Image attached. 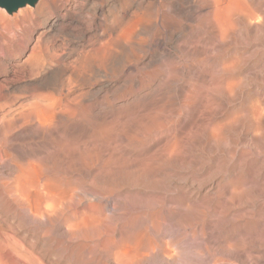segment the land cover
<instances>
[{
	"label": "rangeland",
	"instance_id": "rangeland-1",
	"mask_svg": "<svg viewBox=\"0 0 264 264\" xmlns=\"http://www.w3.org/2000/svg\"><path fill=\"white\" fill-rule=\"evenodd\" d=\"M225 1L0 8V264H214L220 247L217 264H264V0H245L247 8L224 18L231 27L216 21ZM21 130L29 136L18 137ZM57 130L76 163L86 164L65 162L54 185L37 181L23 162L37 154L52 165L51 149L45 155L31 138ZM26 180L38 188L25 192ZM39 189L64 201L47 203V217L55 209L64 217L58 211L53 223L35 214ZM227 242L232 248L221 253Z\"/></svg>",
	"mask_w": 264,
	"mask_h": 264
},
{
	"label": "bare ground",
	"instance_id": "bare-ground-1",
	"mask_svg": "<svg viewBox=\"0 0 264 264\" xmlns=\"http://www.w3.org/2000/svg\"><path fill=\"white\" fill-rule=\"evenodd\" d=\"M220 1H221V0H220ZM223 1H224V0H223ZM218 2H219V1H218ZM225 2H226V5H225L224 2H223V4L225 5V8H224V11H222V15H223L224 17L222 18L221 15H220V13H218V15L216 14V16H219V17L221 18V19L216 20L218 23L221 22V21H219V20H225L224 18H226L227 21H228L229 17H231V16L233 15V13H234V12L232 13V11L235 10L236 8L238 9V7H240V8H242V7H243V8H244V7L247 8V7H248V5H246L247 2H246L245 0H226ZM215 4H217V1L215 2ZM223 4H222V5H223ZM224 5H223V6H224ZM215 6H216V5H215ZM218 6H219V4H218L216 7H217L218 9H220V6H221V5H220L219 7H218ZM240 8H239V9H240ZM1 9H2V8H1ZM218 9H217V10H218ZM222 9H223V8H222ZM2 10H3V9H2ZM220 10H221V9H220ZM220 10H219V12H220ZM242 10H243V9H241L240 11H242ZM244 10H245V9H244ZM246 10H247L246 12H248V13L250 14V10H248V9H246ZM240 11H238V12H240ZM215 12H216V8H215ZM217 12H218V11H217ZM217 12H216V13H217ZM230 15H231V16H230ZM252 15H253V13H252ZM250 16H251V15H250ZM253 16H254V15H253ZM29 17H30V14H26V15L23 17V19H24V20H27ZM219 17H218V18H219ZM246 18H248V17H246ZM216 19H217V18H216ZM231 19H232V18H231ZM249 19H250V18H249ZM252 19H253V18H252ZM229 20H230V19H229ZM230 22H231V21H230ZM230 22H228V23H229V24H228V23L226 22V20H225L224 23L228 24L229 27H231V26H230V24H231ZM222 23H223V21H222ZM224 23H223L222 25H225ZM220 25H221V24H219V26H220ZM228 25H226L227 28H228ZM231 25H232V24H231ZM221 27H222V26H220V29H221ZM223 27H224V26H223ZM225 29H226V28H225ZM221 30H222V29H221ZM223 30H224V28H223ZM222 32H223V31H222ZM226 32H227V30H225L224 34H225ZM2 118H3V117H2ZM5 118L7 119V117H5ZM41 118H42V117H41ZM44 118H45V117H44ZM44 118H43V119H44ZM10 119H11V118H10ZM10 119H9L8 121H10ZM26 119L28 120L27 117H26ZM46 119H47V118H46ZM46 119H44V120H46ZM49 119H50V118L48 117V121H49ZM2 120H3V119H2ZM40 120H42V119H40ZM44 120H42L43 124L46 123V121H45V123H44ZM8 121H7V122H8ZM11 121H12V120H11ZM11 121H10V122H11ZM2 123H3V122H2ZM2 123H1V124H2ZM49 123H53V120H52L51 122H49ZM29 124H30V123H29ZM39 124H40V123H39ZM46 124H48V122H47ZM57 124H58V123H57ZM41 125H42V124H40V126H41ZM48 125H49V127H50V124H48ZM48 125H47V128H48ZM51 125H52V124H51ZM54 125H56V123H55ZM58 125H59V124H58ZM58 125H57V127H56V126H54V127L59 128ZM23 126H24V128H26V129L29 128V127H28V128L25 127V125H23ZM29 126H30V125H29ZM38 126H39V125H38ZM43 126H44V125H43ZM52 126H53V125H52ZM30 127H31V126H30ZM32 127H33V126H32ZM36 127H37V126H36ZM41 127H42V126H41ZM76 127H77V126H76ZM33 128H34V127H33ZM44 128H45V126H44ZM56 128H55V130H56ZM1 129H2V127H1ZM1 129H0V131H1ZM30 129H32V128H30ZM42 129H43V127H42ZM53 129H54V128H53ZM32 130L35 131V129H32ZM58 130H59V129H58ZM58 130L55 131V132H53V133H55V134H54L51 138H48L47 140H44V139L42 138L43 140L38 139L39 141H37L35 138H33V137L31 138L32 141H34L36 144H37V142L40 144V145H39V146H40L39 148L42 150V152H45L46 150H48V149L50 148V149H51V155H52V157H53V164L50 165V163H51L52 161H49V160H52V159H49V158H48V159H49V160H48V161H49V164H47V162L44 160V159H46V158L44 157V155H43V157H40L39 159H36V158H37V154L34 155L35 158H32V156H29V155L27 156V155H26V156H27L26 161L23 162V163H26V165H25V164H23V165H24V166H27V167H24V166H23V167H24V168H28V167H30V169H31V167H33V168H34V170H33V171H34V175H32V173H33L32 171H31V172H28V173H29V174L31 173V176L36 177L37 181H39V182H40V180H42V179H44V180H50V179H52V180H53V179H55V178H59V177H61V175H62V171H64V169H65V167H63V165L65 164V162L68 163L69 166L73 168V166H75L76 160L78 159V158L76 159V157L74 156V154L70 153L69 150H70L71 147H70V148L68 147V150L66 149V150L69 152V153L67 152L68 155H66L67 153L64 154V151H66V150H65V145H62V144H61V143H62V142H61V139H60L61 137L59 136L60 134H59V131H58ZM22 131H23V130H21V131H19L18 133H16L17 136H18L19 133L22 132ZM3 132H4V131L2 130V132H1L2 136H3ZM42 132H43V131H42ZM60 132H61V131H60ZM6 133L8 134V132H6ZM31 133H33V132H31ZM34 133H36V135L40 134V133L37 134L36 131H35ZM7 134H4L3 137L6 138L5 135H7ZM62 134H63L62 136H64V133H62ZM13 135H14V134H13ZM13 135L10 136V139H11V137H12ZM31 135H32V134H31ZM40 135H41V134H40ZM44 135H45V139H46V134H44ZM49 135H50V133H49ZM21 136H23V135H21ZM21 136H18V137H21ZM28 136H29V135H28ZM28 136H26V137H28ZM42 136H43V135H42ZM42 136H40V138H41ZM47 136H48V135H47ZM67 136L69 137V135H67ZM75 136H76V135H75ZM3 137H2V138H3ZM7 137H8V135H7ZM18 137H15V139L18 138ZM23 137H24V136H23ZM26 137H24V139H25ZM38 137H39V136H38ZM65 137H66V136H65ZM65 137H64V139H65ZM68 137H66V138H68ZM5 138H4V140L7 141L8 138H7V140H6ZM29 138H30V137H29ZM10 139H9L8 141H10ZM31 139H29V140H31ZM64 139H63V140H64ZM11 140H12V139H11ZM27 140H28V139H27ZM68 140H69V139H68ZM32 141H31V142H32ZM64 141H65V140H64ZM66 141H67V139H66ZM66 141H65V142H66ZM12 142H13V141H12ZM27 142H28V141H27ZM29 142H30V141H29ZM65 142H64V143H65ZM4 143H5V142H4ZM10 143H11V142H10ZM24 143H26V142H23V144H24ZM35 143H33V144H35ZM66 143H67V142H66ZM8 144H9V142H8ZM28 144H29V143H28ZM6 145H7V144H6ZM6 145L3 144V146H5V147H6ZM9 145H10V144H9ZM17 145H18V144H17ZM26 145H27V144H26ZM30 145H32V144H30ZM72 145H73V144H72ZM119 145H120V144H119ZM3 146H2V147H3ZM12 146H13V144H11V147H12ZM21 146H22V145H21ZM23 146H25V145H23ZM23 146H22V148H23ZM62 146H64V147L62 148ZM9 147H10V146H9ZM15 147H17V146H15ZM18 147H19V145H18ZM27 147H28V145H27ZM27 147H26V148H27ZM66 147H67V145H66ZM113 147H114V146H113ZM20 148H21V147H20ZM22 148H21V149H22ZM33 148H34V146H33ZM61 148H62L64 151H62ZM0 149H2V148H0ZM6 149H7V151H8V147H6L5 150H6ZM13 149L15 150V148H13ZM21 149L19 150V152H21ZM29 149H30V147H28L26 150L29 151ZM31 149H32V147H31ZM35 149H37V148L35 147ZM77 149H78V148H77ZM5 150H4V151H5ZM74 150H75V149L73 148V151H74ZM16 151H18V150H16ZM73 151H72V152H73ZM9 152H11V151H9ZM29 152H30V151H29ZM29 152H26V151H25L26 154L29 153ZM31 152H32V151H31ZM75 152H76V151H75ZM81 152H82V151H80V153H81ZM1 153H2V152H1ZM6 153H7V152L5 151L4 156H5ZM25 153H24V154H25ZM40 153H41V151H40ZM47 153H48V151H46V153H44V154L46 155ZM73 153H74V152H73ZM77 153H78V151H77ZM80 153H79V154H80ZM83 153H84V152H83ZM10 154H11V153H9L8 155H10ZM30 154H31V153H30ZM49 154H50V151H49ZM49 154H47V155H49ZM86 154H88V153H86ZM86 154H83V155L85 156ZM1 155H2V154H1ZM8 155H7V156H8ZM19 155H20V154H19ZM83 155H82V156H83ZM20 156H21V155H20ZM79 156H81V154H80ZM84 156H83V157H84ZM87 156H88V155H87ZM1 157H2V156H1ZM1 157H0V158H1ZM11 157H12V156H11ZM21 157H22V156H21ZM83 157H82V158L80 157V159H81L82 161H83ZM22 158H23V157H22ZM43 158H44V159H43ZM85 158H87V157H85ZM90 158H92V157H90ZM121 158H122V157H121ZM34 159H36V160H34ZM11 160H12V159H11ZM13 160H14V158H13ZM19 160H20V157H19ZM37 160L40 161V164L37 162ZM109 160H110V159H109ZM23 161H24V160H23ZM87 161H89V159H88ZM14 162H15V161H14ZM16 162H17V161H16ZM78 162L81 163V161H78ZM78 162H77V163H78ZM85 162H86V161H85ZM89 162H90V161H89ZM89 162H88V164H90V163L92 164V162H90V163H89ZM36 163H38L39 165H38V164L36 165ZM77 163H76V164H77ZM79 163H78V165H79ZM82 163H83V162H82ZM82 163H81V164H82ZM93 163H94V161H93ZM19 164H20V163H19ZM85 164H86V163H84V164H82V165H85ZM91 164H90V165H91ZM110 164H111V163H110ZM82 165H81V166H82ZM19 166H20V165H19ZM19 166H18V167H19ZM21 166H22V165H21ZM86 166H87L88 169H89V166H88V165H86ZM14 167H15V166H14ZM78 167H80V166H78ZM90 167H91V166H90ZM108 167H109V166H108ZM83 168H84V170H85V167H83ZM17 169H19V168H17ZM20 169H21V167H20ZM75 169H76V168H75ZM78 169H80V168H77V171H78ZM88 169H87V170H88ZM91 169H92V167H91ZM25 170H26V169H25ZM25 170L23 171V168H22V171H23V172H26V175L30 176L29 174H27V171H28V170H26V171H25ZM69 170H72V169L70 168ZM81 170H82V169H81ZM102 170H103V169H102ZM109 170H110V169H109ZM17 171H19V170H17ZM22 171H19V172H22ZM65 171L68 172V170H65ZM77 171H76V172H77ZM88 171H89V170H88ZM82 172H83V170H82L80 173L82 174ZM84 172H85V171H84ZM84 172H83V173H84ZM110 172H111V171H110ZM110 172H109V175H110ZM17 173H18V172H17ZM85 173H86V172H85ZM87 173H88V172H87ZM92 173H93V171H92ZM95 173H96V172H95ZM18 174H20V173H18ZM93 174H94V173H93ZM111 174H112V173H111ZM113 174H114V173H113ZM23 175H25V173H24ZM63 175H68V174L63 173ZM70 175H73V173H72V174L70 173ZM70 175H68V177H69ZM85 175H86V174H85ZM85 175H84V176H85ZM107 175H108V174H107ZM109 175H108V176H109ZM16 176H17V175H16ZM77 176H78V175H77ZM81 176H83V175H81ZM81 176H80V177H81ZM84 176H83V178L86 180L87 177H86V176L84 177ZM87 176H88V174H87ZM103 176H104V175H103ZM103 176H102V177H103ZM64 177H67V176H64ZM75 177H76V176H75ZM89 177H90V176H89ZM97 177H98V175H97ZM104 177H105V176H104ZM106 177H107V176H106ZM109 177H111V176H109ZM8 178H9V177H8ZM13 178L16 179L17 177H13ZM18 178H20V177H18ZM22 178H23V177H22ZM22 178H21V180L19 181V182H20V184H19L20 187H21V185H22V184H21V183H22ZM24 178H25V177H24ZM24 178H23V179H24ZM28 178H29V179H32L33 177H31V178L28 177ZM28 178H27V176H26L25 179H28ZM62 178H63V176H62ZM78 178H79V177H78ZM10 179H11V178H10ZM10 179H9V180H10ZM15 179H13V181H14ZM25 179H24V180H25ZM69 179H70V177H69ZM80 179H81V178H80ZM98 179H99V178H98ZM5 180H6V182H8L7 179H5ZM18 180H19V179H18ZM24 180H23V181H24ZM32 180H33V179H32ZM32 180H31V181H32ZM34 180H35V179H34ZM52 180H50V181H52ZM55 180H56V179H55ZM55 180L52 181V182H55ZM78 180H79V179H78ZM88 180H89V179H88ZM91 180H92V179H91ZM91 180H90V181H91ZM109 180H110V178H109ZM13 181H12V183H13ZM31 181H30V182H31ZM60 181H62V179H61ZM66 181H67V180H66ZM68 181H69V180H68ZM73 181H74V180H73ZM83 181H84V180H82V181H81L82 183H80V184L85 183V181H84V182H83ZM98 181H99V180H98ZM3 182H4V180H3ZM28 182H29V180H28ZM28 182H27V180H26V183L24 182V183H25V184H24V187L22 186V187L24 188V191H25V192H29V189L32 188V186L30 187V185H29ZM35 182H36V181H35ZM35 182H33V183H35ZM43 182H44V181H43ZM46 182H47V181H46ZM52 182H51V183H52ZM70 182H71V181H70ZM70 182H69V183H70ZM78 182H79V181H77V183H78ZM86 182H87V181H86ZM100 182H101V180H100ZM107 182H108V181H107ZM113 182H114V181H113ZM10 183H11V182H10ZM36 183H38V182H36ZM47 183H48V182H47ZM51 183H50V184H51ZM58 183H59V182H58ZM66 183H67V182H66ZM66 183H65V180H64V183H63V184H66ZM69 183H67V184L69 185V188H71ZM71 183H72L71 185H72V187H73V182H71ZM101 183H102V182H101ZM1 184H2V183H1ZM7 184H8V183H7ZM14 184H17V181H16ZM14 184H13V185H14ZM31 184H32V183H31ZM48 184H49V183H48ZM56 184H57V180H56V182H55L54 185H56ZM60 184H61V183H59V185H60ZM104 184H105V183H104ZM109 184H110V183H109ZM9 185H11V184H9ZM19 185L17 184V186H16V185H15V186L18 188ZM42 185H43V184H41V186H42ZM44 185H45V184H44ZM46 185H47V184H46ZM75 185H76V184H75ZM92 185H93V184H92ZM117 185H118V184H117ZM119 185H120V183H119ZM0 186H1V185H0ZM5 186H6V184H5ZM36 186H37V185H36ZM38 186L41 187V186L39 185V183H38ZM48 186H49V185H48ZM48 186H47V188H48ZM52 186H53V185H52ZM63 186H64V185H63ZM79 186H80V185H79ZM90 186H91V184H90ZM106 186H107V185H106ZM6 187H7V186H6ZM6 187H5V190L7 189V191L9 192V191H10V190L8 189L9 186H8L7 188H6ZM11 187H12V185H11ZM29 187H30V188H29ZM42 187H43V186H42ZM50 187H51V185H50ZM55 187H56V186H55ZM55 187H54L53 189H54L55 191L58 192V190H56ZM60 187H62V186L60 185ZM60 187H58V188H60ZM65 187H66V185L64 186V188H65ZM74 187H75V186H74ZM76 187H77V185H76ZM92 187H93V186H92ZM92 187H91V188H92ZM9 188H10V187H9ZM23 188H22V189H23ZM34 188H35V187H34ZM34 188H32V189H34ZM37 188H38V187H37ZM37 188H35V189H37ZM62 188H63V187H62ZM62 188H61V189H62ZM69 188H68V190H69ZM77 188H78V187H77ZM80 188H81V187H80ZM82 188H83V187H82ZM89 188H90V187H89ZM115 188H116V186H115ZM12 189H13V188H12ZM12 189H11V190H12ZM19 189H20V188H19ZM32 189L30 190V193H31ZM43 189H44V188H43ZM43 189H42V191H44ZM50 189H51V188H50ZM61 189H60V190H61ZM0 190H1V189H0ZM51 190H52V189H51ZM51 190H50V191H51ZM54 190H53V191H54ZM62 190H63V189H62ZM62 190H61V191H62ZM71 190H72V188H71ZM90 190H91V189H90ZM2 191H3V190H2ZM7 191H5V192H7ZM42 191H41V189L37 190V198H36L35 203H34V205H33V209H34V211H35V214H36V213H37V214H42V213L46 212V211H45V207H48L47 209H48V210H51V208H49V205H50V204H54V203H55V205H56V202H57V207H58V201H59V200H60V202L63 201L61 198H60L59 200L56 199V200H57V201H56L55 198H54V196L52 195V194H54V193L47 192L48 189H46V192H47V193H45V191H44V193H43ZM63 191H64V190H63ZM63 191H62V192H63ZM72 191H73V190H72ZM76 191H78V190H76ZM86 191H87V190H86ZM122 191H123V190H122ZM3 192H4V191H3ZM19 192H20V191H19ZM21 192H23V190H21ZM25 192H23V193H25ZM33 192L36 193V190H34ZM74 192H75V190H74ZM58 193H60V192H58ZM63 193H64V192H63ZM68 193H69V195L72 194V197L74 198V200H75V198L78 197V196H77V197H74V196H73L74 193H70V192H68ZM75 193H76V192H75ZM26 195H28V193H26ZM33 195H34V194H33ZM55 195H56V194H55ZM61 195H62V194H61ZM66 195H67V194H66ZM66 195L64 194V196H66ZM23 196H25V195L23 194ZM29 196H31V195H29ZM62 196H63V195H62ZM62 196H61V197H62ZM64 196H63V197H64ZM67 196H68V195H67ZM67 196H66V197H67ZM70 196H71V195H70ZM75 196H76V195H75ZM57 197H59V196L57 195ZM63 197H62V198H63ZM66 197H65V199H66ZM68 197H69V196H68ZM25 198H27V196H26ZM80 198H82V197H80ZM27 199H28V198H27ZM31 199H33V197H31ZM63 199H64V198H63ZM71 199H72V198H71ZM86 199H87V198H86ZM116 199H118V198H116ZM61 200H62V201H61ZM68 200L70 201V198H68ZM74 200H71V201H74ZM77 200H78V199H77ZM79 200H80V199H79ZM79 200H78V201H79ZM121 200H122V199H121ZM26 201H27V202H30V200H26ZM32 201H33V200H32ZM55 201H56V202H55ZM65 201H67V200H65ZM95 201H96V200H95ZM63 202H64V201H63ZM81 202H82L81 200H80L79 202H77V203L79 204V206H80V203H81ZM84 202H85V201H84ZM30 203H31V202H30ZM32 203H33V202H32ZM32 203H31V204H32ZM47 203H48L49 205H48ZM66 203H67V202H66ZM68 203L70 204L71 202H68ZM89 203H90V202H88V204H89ZM28 204H29V203H28ZM61 204L64 205L63 203H61ZM61 204H60V205H61ZM75 204H76V203H75ZM81 204H82V203H81ZM90 204H91V203H90ZM29 205H30V204H29ZM45 205H46V206H45ZM93 206H96V205H93ZM30 207H31V206H30ZM50 207H52V206H50ZM59 207H60V206H59ZM65 207H66V206H65ZM65 207H61V208L64 209ZM77 207H78V206L76 205V208H77ZM65 209H66V208H65ZM81 209H82V208H81ZM53 210H54V208H53ZM55 210H58L59 212H58V211H55ZM55 210H54V211H55L56 213L58 212V213H57V215H58V214L60 213V210H59V209H55ZM77 210H78V212L80 211V209H77ZM87 210H88V209H87ZM31 211H32V210H31ZM63 211H64V210H63ZM73 211H75V210H73ZM73 211H72V214L69 215V216H72V215H73ZM83 211H84V210H83ZM83 211H81V212H83ZM97 211H99V210H97ZM61 212H62V211H61ZM64 212H66V210H65ZM56 213H54V214L50 213V214H51V215H55ZM93 213H94V215H95V212H93ZM32 214H34V212H32ZM35 214H34V215H35ZM45 214H46V213H44L43 215H45ZM64 214H67V213H64ZM74 214H75V213H74ZM76 214H77V213H76ZM80 214H81V213H80ZM83 214H84V212H83ZM83 214H82V215H83ZM97 214H98V212H97ZM97 214H96V215H97ZM101 214H102V213H101ZM43 215H42V216H43ZM51 215H50V217L52 218L53 216H51ZM57 215H56V218L59 217L60 214H59L58 216H57ZM78 215H79V214H78ZM86 215H87V214H86ZM92 215H93V214H92ZM92 215H91V216H92ZM99 215H100V214H99ZM99 215H97V216H99ZM36 216H37V215H36ZM36 216H35V217H36ZM38 216H39V215H38ZM40 216H41V215H40ZM42 216H41V217H42ZM47 216H48V215L46 214L45 217H47ZM61 216L64 217L63 215H61ZM61 216L59 217L60 219H61ZM73 216H74V215H73ZM84 216H85V215H84ZM97 216H96V217H97ZM43 217H44V216H43ZM50 217H47V219L49 220ZM65 217H67V216H65ZM77 217H78V216H77ZM81 217H82V216H81ZM89 217H90V216H89ZM89 217H87V219H89ZM93 217H94V216H93ZM99 217H100V216H99ZM101 217H102V216H101ZM39 218H40V217H39ZM51 218H50V219H51ZM71 218H72V217H71ZM104 218H106V217L104 216ZM104 218L102 217V219H104ZM74 219H75V218H74ZM74 219H73V221H74ZM79 219H80V217H79ZM87 219H86V220H87ZM96 219H98V217L95 218V220H96ZM106 219H107V218H106ZM42 220H43V219H42ZM57 220H58V219H57ZM62 220H63V222H65L64 220H66V218H64V219H62ZM62 220H61V221H62ZM69 220H72V219L69 218L68 221H69ZM81 220H82V219H81ZM84 220H85V217H84ZM86 220H85V221H86ZM91 220H92V217H91ZM51 221H53V223H54L53 218H52ZM51 221H50V222H51ZM66 221H67V220H66ZM73 221H71V222H73ZM82 221H83V220H82ZM82 221H80V222L83 223ZM85 221H84V223L86 224V222H87L88 220H87L86 222H85ZM97 221H98V220H96V223H97ZM102 221H103V220H102ZM102 221H101V222H102ZM75 222H76V220H75ZM89 222H90V220H89ZM92 222H94V220H93ZM98 222H99V221H98ZM104 222H105V220H104ZM51 223H52V222H51ZM87 223H88V222H87ZM94 223H95V222H94ZM49 224H50V223H49ZM49 224H48V225H49ZM88 224H89V223H88ZM100 224H101V223H99V225H100ZM51 225H52V224H51ZM65 225L67 226V224H65ZM68 225H69V224H68ZM76 225H78V223L73 224V226H76ZM89 225L91 226V228H93L94 225L96 226V224H92L93 226H92L91 224H89ZM89 225H87V228H88ZM95 226H94V227H95ZM46 227H48V226H46ZM69 227H71V225H70ZM69 227H68V229L70 230L69 232L71 233V230H72V233H73L74 231H73L72 227H71V229H70ZM76 227H78V226H76ZM80 227H81V226L79 225V228H80ZM83 227H85V225H84ZM97 227H98V226H96V228H97ZM42 228H43V227H42ZM48 228L50 229V227H48ZM48 228H46L47 231L44 230L45 234H46V232H49V231H48ZM66 228H67V227H66ZM79 228H78V229H79ZM81 228H82V227H81ZM85 228H86V227H85ZM44 229H45V228H44ZM88 229H90V228H88ZM93 229H94V228H93ZM50 230H51V229H50ZM76 230H77V229H76ZM76 230H75V231H76ZM79 230H80V229H79ZM9 232H10V231H9ZM78 232H79V231H78ZM81 232H82V231H81ZM83 233H84V232H83ZM8 234H9V233H8ZM47 234H48V233H47ZM79 234H81V233H79ZM86 234H87V233H86ZM71 235H72V234H71ZM74 235L76 236L75 232H74V234H73L72 236H74ZM87 235H88V234H87ZM83 236L86 237L85 235H83ZM88 236H89V235H88ZM88 236H87V239H89ZM122 239H124V238L122 237ZM118 241H119V240H118ZM121 241H123V240H121ZM119 242H120V241H119ZM119 242H118V244L121 243V242H120V243H119ZM87 243H88V241H87ZM122 243H123V242H122ZM122 243L120 244L119 247H121ZM82 245H83V244H82ZM84 245H85V243H84ZM87 246H88V244H87ZM87 246H86V247H87ZM90 246H91V245H90ZM221 246H222V244H221ZM6 247L8 248V246H6ZM84 248H85V247H84ZM220 248H221V247H220ZM220 248H219V249H220ZM226 248L228 249V251H230V249L232 248V244H231L230 242H227L226 244H224V245L222 246V249H221L222 251H221V253H225ZM3 249H4L3 251L6 250V249L4 248V246H3ZM11 249H12V248H11ZM123 249H124V245H123ZM219 249H218V252L213 256V261H212V262H213L214 264H217L220 260L223 259V258H220L222 255L220 254ZM9 250H10V249H9ZM120 251H121V253H122V250H120ZM231 251H232V250H231ZM7 252H8V251H7ZM7 252L5 251V253H7ZM11 252H12V251H11ZM132 252H133V251H132ZM232 252H233V251H232ZM126 253H127V252H126ZM209 253H210V252H209ZM7 254H10V253H7ZM123 254H125V253H123ZM129 254H130V253H129ZM29 255H30V254H29ZM115 255H117V253L114 254V256H115ZM125 255H126V254H125ZM226 255H227V254H226ZM6 256H8V255H6ZM10 256L13 257L12 253H11V255H9V257H10ZM30 256H31V255H30ZM127 256H128V255H127ZM9 257H8V258H9ZM12 257H11V258H12ZM26 257H27V256H26ZM28 257H29V256H28ZM210 257H212V255L209 256V258H210ZM13 258H15V256H14ZM30 258H31V257H30ZM115 258H116V257H115ZM120 258L122 259V258H124V256H122V257H120ZM128 258H130V257L128 256ZM29 260H30V259H29ZM114 260H115V259H114ZM18 261H20V259H19ZM25 261H26V259H25ZM118 261H120V260H118ZM210 261H211V260H210ZM210 261H209V262H210ZM12 262H13V261H12ZM15 262H16V260L14 261V264H15ZM23 262H24V261H23ZM26 262H27V261H26ZM212 262H211V263H212ZM30 263H31V262H30ZM116 263H117V262H116ZM21 264H22V263H21ZM23 264H25V263H23ZM27 264H28V263H27ZM118 264H119V263H118ZM120 264H121V263H120ZM122 264H123V261H122Z\"/></svg>",
	"mask_w": 264,
	"mask_h": 264
},
{
	"label": "water",
	"instance_id": "water-1",
	"mask_svg": "<svg viewBox=\"0 0 264 264\" xmlns=\"http://www.w3.org/2000/svg\"><path fill=\"white\" fill-rule=\"evenodd\" d=\"M40 0H0V8L14 14L26 6H36Z\"/></svg>",
	"mask_w": 264,
	"mask_h": 264
}]
</instances>
